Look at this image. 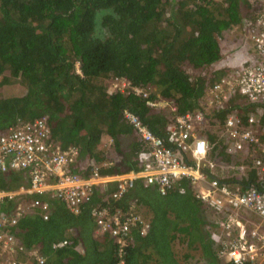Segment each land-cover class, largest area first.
Returning <instances> with one entry per match:
<instances>
[{
	"label": "trees",
	"instance_id": "trees-1",
	"mask_svg": "<svg viewBox=\"0 0 264 264\" xmlns=\"http://www.w3.org/2000/svg\"><path fill=\"white\" fill-rule=\"evenodd\" d=\"M244 4L249 0H0V87L7 74L5 79H24L28 88L21 97L0 93V132L46 117L56 144L77 147L81 158L95 160L100 174L114 175L142 169L145 143L126 111L172 146L168 126L175 115H167L161 105L175 107L177 114L207 110L220 124L233 114L241 125H248L250 117L264 124L263 102L226 89L219 103L213 91L214 83L244 62L226 60L229 54L223 52V32H234L229 29L241 21ZM251 8L246 16L254 12ZM98 24L106 28L104 34H97ZM240 30V49H255L250 30ZM114 76L128 78L149 96L109 92L106 82ZM206 133L212 149L226 152L222 134ZM121 135L135 140L122 141V146ZM25 175L0 171V190L29 185ZM243 178L244 187L264 188L257 169ZM115 189V182L94 187L78 214L53 190L22 193L4 208L12 212L16 204L36 199L49 203L47 210L24 214L11 228L27 248L38 247L48 264H121L118 245L95 233L92 215L93 207L104 204ZM173 192L188 202L168 200ZM134 202L152 213V230L146 237L133 232L123 264H183L175 254L179 250L186 263L234 264L220 257L219 245L205 233L208 210L192 189L179 187L164 196L137 181L118 204ZM60 241L67 246L59 247ZM19 258L25 263V254Z\"/></svg>",
	"mask_w": 264,
	"mask_h": 264
},
{
	"label": "built area",
	"instance_id": "built-area-1",
	"mask_svg": "<svg viewBox=\"0 0 264 264\" xmlns=\"http://www.w3.org/2000/svg\"><path fill=\"white\" fill-rule=\"evenodd\" d=\"M248 30L253 47L262 57L256 64H249L250 58L247 57L245 62L238 64V72L228 74L213 84L219 103L220 94L226 89L228 94L235 90L240 95L264 103V1L259 7L256 6L254 21ZM108 80L109 92L134 94L142 98L149 96L147 90L126 77L114 76ZM169 109L175 115L168 126L173 146L167 143L165 136L152 133L135 115L125 112L145 143L140 157L142 169L125 174L103 175L95 167L89 176L70 171L68 167L74 164L78 152L59 148L52 139L46 117L0 132V171L24 172L28 174L29 184L21 186L18 191L0 190V264H23L19 257L24 254L34 258L27 264H47L46 255L29 250L11 228L18 224L24 214L47 210L49 203L40 199L25 205L19 203L12 212H6L4 205L15 202L22 193L49 191V181L53 179L56 180L53 185L56 196L63 199L75 214L89 200L94 185L103 186L115 182L116 189L105 197L104 204L93 207L92 215L96 225L95 233L102 238L112 239L118 245V254L123 257L121 264L124 263L132 233L139 231L141 235H147L151 227L148 212L143 205L137 206V202L126 206L118 204L137 181L145 187H155L164 196L189 182L196 188L194 196L220 217L215 219L222 229L220 227L221 230L212 232V239L219 245L220 257L235 264H264V230L244 216L254 213L264 221V188L250 184L233 189L218 178L210 179L209 172L214 167L211 161L212 144L201 132L210 127L211 116L206 115L207 110L196 114H177L175 107L170 105ZM220 134L228 143L226 151L234 154L249 153L253 156L255 168L264 171V124L250 117L248 125H241L237 114H233L222 123ZM256 148L260 152L258 155L253 152ZM241 171L244 174L248 172L245 169ZM259 176L264 178L261 173ZM203 182L206 184L202 185ZM143 208L147 216L141 217ZM44 218L48 219L49 215L45 213ZM57 245L64 247L67 242L60 241Z\"/></svg>",
	"mask_w": 264,
	"mask_h": 264
},
{
	"label": "rangeland",
	"instance_id": "rangeland-1",
	"mask_svg": "<svg viewBox=\"0 0 264 264\" xmlns=\"http://www.w3.org/2000/svg\"><path fill=\"white\" fill-rule=\"evenodd\" d=\"M262 1L263 0H249L250 4L249 5L244 4L241 8V21L235 25L236 29L234 27H231L229 29V31H234V32H228L227 30H225L223 32V40L225 42L223 44V48H225V49H223V52L225 53V55L229 54L227 56L226 60L236 61L237 60L236 58L239 57V58H241L239 60H244V62H245V60H247L246 57H249L250 58L249 64H252V63L256 64V63H258L259 59H261L262 55L260 53H258L255 49H253L252 47L249 48L250 51H247L246 46L243 49H240L241 48L240 47V44H241L240 37L237 38L236 36H237V32L240 33V31H241L240 27L247 29L248 26L252 24V22L254 21L253 14L256 12V6L259 7V5ZM251 6L253 7L254 12L253 13L250 12L251 16L250 15L246 16V14H247L246 12H247L248 8H251ZM101 14H103V13H101ZM249 16H250V18H247ZM245 19H246V21H245ZM105 29L106 28L101 29V25L98 24L97 34H104ZM226 50H227V52H226ZM244 55H245V59H242L244 57ZM223 63L225 64L224 61H223ZM5 76H9V75L6 74L3 76L4 81L0 87V93L3 97H11V96L12 97H14V96L21 97L26 93L28 88L24 84V79L22 80L21 78H10L9 77L10 80H7V79H5ZM1 80L2 79L0 78V81ZM108 81L109 80H107V82H106L107 84H108ZM108 91H109V88H108ZM161 106H163L162 109H164L167 112V115H171L170 109L168 107H164V105H161ZM209 125H210V127L204 129L203 130L204 132L202 131L201 134L206 135L207 134L206 132H208V131L212 132V133H220L222 130V124H220L216 120H214V117L209 120ZM134 138L135 137L133 135L128 137V139L135 140ZM128 139L124 138L122 140L128 142ZM219 151H220V148H218L217 150L213 149L212 153H211V161H213L214 164L216 163L215 167H217V171L220 172V171L224 170L225 172L228 173L226 176H232L231 179L236 180L234 183H229L228 184L229 187H231L233 189L242 188L243 183L241 181H237L238 178H240L242 176L241 171H239L240 168L238 167V165L242 164L245 161V159L249 158L250 154L247 152H239L238 154H234V153H231L228 151H226L224 153H220ZM227 161L228 162L231 161L232 164H228V163L226 164ZM236 164H238L237 165L238 168H236V166H235ZM166 198L168 200L178 201L179 203L188 202L187 200H185L183 198H177L174 195V192L171 193ZM172 205L176 206V203H172ZM144 210L145 209L143 208V211ZM252 215H254V213H252ZM215 217H219L218 214L212 213L209 211L207 212L206 221L208 222V225H207L208 227L206 226L205 233L209 235L210 239H211L210 233L212 234L211 231L220 229V227H221V225L216 221ZM239 218L241 219V217H239ZM253 218L255 220H257V222H261L264 225V221L260 217L253 216ZM221 229H222V227H221ZM211 241H212V239H211ZM213 244H214V242H213ZM175 254L177 255V259H179L180 263L193 264L192 260H190L187 263L185 262V260H184L185 258H183V253L181 250L176 251ZM193 261H195V260H193ZM23 264H26V263H23ZM195 264H197V263H195Z\"/></svg>",
	"mask_w": 264,
	"mask_h": 264
},
{
	"label": "crops",
	"instance_id": "crops-1",
	"mask_svg": "<svg viewBox=\"0 0 264 264\" xmlns=\"http://www.w3.org/2000/svg\"><path fill=\"white\" fill-rule=\"evenodd\" d=\"M243 58H245V55H244V57ZM236 59H239V57L238 58H236ZM135 134L136 135H139L137 132H135ZM106 135L105 134H103L102 135V141H105V139H106ZM125 137H123L122 135H121V137H120V141L122 142L123 140L122 139H124ZM107 142H108V139H107ZM113 142V140L112 139H110L109 140V143H112ZM126 142L124 141V144H125ZM102 144V143H101ZM124 144H123V142H122V146H124ZM58 146H59V144H57ZM128 145V144H127ZM59 148L61 149V150H70V151H72V150H76L77 152H78V156L76 157V160H75V162H74V165H71L70 167H68V169L70 170V171H72V172H74V173H78V174H83L82 172H83V170H86V169H89L91 172H92V170H93V167L95 166V160H93L92 158H81V155H80V149H78L77 147H68V148H62V147H60L59 146ZM108 148H110V147H108ZM113 149V148H112ZM213 150V149H212ZM253 152H254V154H256V155H258L260 152L257 150V148L256 149H254L253 150ZM253 154V155H254ZM81 158V159H80ZM232 164L231 163V161L230 162H226V164ZM215 165H216V163L214 164V167H212L211 168V172H209V174H210V176H209V178L211 179V178H218L220 181H222V182H225L226 184H229V183H234L236 180H234V179H231L232 178V176H226L228 173L227 172H225L224 170L223 171H220V172H218L217 171V167H215ZM237 165L238 164H236L235 166H236V168H240L239 169V171H241L242 169H245L246 171H248V169L250 168V170H252V169H256L255 168V166H254V159H253V156H249V158H247V159H245V161L242 163V164H240V165H238V167H237ZM76 166V167H75ZM234 166V165H233ZM249 170V171H250ZM77 171H79V172H77ZM248 171V172H249ZM257 171H258V175H260V173L261 174H263L264 175V171H259L258 169H257ZM247 172V173H248ZM241 174H242V176L240 177V178H238V180L237 181H241V182H243V180H244V178H243V176L245 175L242 171H241ZM90 175V174H89ZM88 175V176H89ZM25 179L26 180H28V174H26L25 175ZM56 182V180L55 179H53L52 181H49V190H53V185H54V183ZM110 183H113V182H110ZM110 183H108V185L110 184ZM206 184V182H203V184L202 185H205ZM187 187L188 188V190L189 189H192V192H194L195 190H196V188H195V186H193L192 184H190L189 182H185L184 183V185L182 186V187ZM94 187H97L98 189H105V188H107V184L106 185H103L102 187H101V185H94ZM199 188V187H198ZM54 191V190H53ZM107 196V195H106ZM200 203H202V202H200ZM203 205H204V203H202ZM208 212V211H207ZM210 212V211H209ZM141 213V217H143V215L144 216H147V212H144V211H142V212H140ZM213 213V212H212ZM251 214V215H250ZM148 215H149V213H148ZM251 223H253V224H255V225H259V226H262V229L264 230V225L261 223V222H257V220H255L254 218H253V216H258V215H256V214H254V215H252V213H247V214H245L244 215ZM259 217V216H258ZM36 248V247H35ZM35 248H31L32 250H34ZM41 251L39 250V253H40ZM45 255V254H44Z\"/></svg>",
	"mask_w": 264,
	"mask_h": 264
},
{
	"label": "clouds",
	"instance_id": "clouds-1",
	"mask_svg": "<svg viewBox=\"0 0 264 264\" xmlns=\"http://www.w3.org/2000/svg\"><path fill=\"white\" fill-rule=\"evenodd\" d=\"M26 123V122H25ZM21 124H23V123H21ZM20 125V124H19ZM20 189V188H19ZM19 189H17V190H14V191H18ZM11 191H13V190H11ZM18 193V192H17ZM195 197V196H194ZM196 198V197H195ZM196 200H198L199 202H202L201 200H199V199H197L196 198ZM203 203V202H202ZM204 206L206 207V205L204 204ZM207 208V207H206ZM147 210V209H146ZM207 210H208V208H207ZM209 211V210H208ZM147 212L149 213V219H150V223H151V220L153 219V215H152V213L151 212H149L148 210H147ZM211 212V211H210ZM152 230V228L150 227V231ZM150 231L148 232V234L147 235H141L140 234V232L138 231H136L137 233H139V235L141 236V237H146V236H148L149 235V233H150ZM213 231H215V230H212L211 232H213ZM135 232V231H134ZM133 234V233H132ZM210 235H211V239H212V234L210 233ZM133 242V240H132V235H131V240H130V243H132ZM212 242H215L213 239H212ZM116 244V243H115ZM29 249V248H28ZM29 250H32V249H29ZM33 251H38V253H39V248L37 247V248H35ZM28 256V257H27ZM31 255H29V254H27L26 255V260H25V263L27 264L30 260H32V259H34L33 257H30ZM179 260V259H178ZM226 260V259H225ZM227 261H229V260H227ZM180 262V261H179ZM47 264H48V260H47ZM235 264V263H234ZM255 264V263H254ZM257 264H259V263H257Z\"/></svg>",
	"mask_w": 264,
	"mask_h": 264
}]
</instances>
